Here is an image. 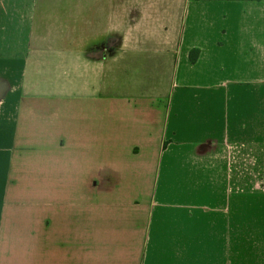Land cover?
Returning <instances> with one entry per match:
<instances>
[{"label": "crops", "instance_id": "1", "mask_svg": "<svg viewBox=\"0 0 264 264\" xmlns=\"http://www.w3.org/2000/svg\"><path fill=\"white\" fill-rule=\"evenodd\" d=\"M0 264H264V2L0 0Z\"/></svg>", "mask_w": 264, "mask_h": 264}, {"label": "trees", "instance_id": "2", "mask_svg": "<svg viewBox=\"0 0 264 264\" xmlns=\"http://www.w3.org/2000/svg\"><path fill=\"white\" fill-rule=\"evenodd\" d=\"M189 1H193V2H201V1H241V2H245V1H249V2H264V0H189ZM197 55H198V51L194 50L190 52L189 55V59L192 63H194L197 59Z\"/></svg>", "mask_w": 264, "mask_h": 264}]
</instances>
